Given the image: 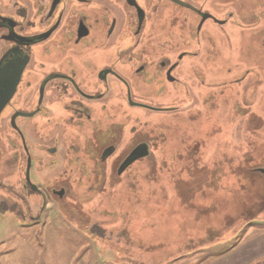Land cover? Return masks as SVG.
<instances>
[{"label": "flooded vegetation", "instance_id": "1", "mask_svg": "<svg viewBox=\"0 0 264 264\" xmlns=\"http://www.w3.org/2000/svg\"><path fill=\"white\" fill-rule=\"evenodd\" d=\"M161 95L173 104L160 111L198 100L221 105L242 138L237 153L257 168L264 0H0V189L31 220L49 200L57 209L72 187L93 184L82 168L114 171L99 180L107 186L139 176L157 145L124 107L149 109L136 104L154 107ZM142 143L149 154L118 174ZM85 144L97 147L94 163L87 152L80 160Z\"/></svg>", "mask_w": 264, "mask_h": 264}, {"label": "rangeland", "instance_id": "2", "mask_svg": "<svg viewBox=\"0 0 264 264\" xmlns=\"http://www.w3.org/2000/svg\"><path fill=\"white\" fill-rule=\"evenodd\" d=\"M167 99L150 104H173ZM124 108L140 120V136L157 145L140 175L126 173L107 186L99 180L114 171L82 168L93 184L72 187L57 209L49 200L33 220L24 203L0 189V263L9 250L12 264H45L55 256L69 264L70 252L79 256L74 264H216L242 248L244 257L260 250L251 257L263 264L264 175L244 165L237 153L242 138L226 110L199 100L176 111ZM132 124L125 122L118 134L125 137ZM96 150L85 144L80 160L87 152L94 163ZM252 166L264 167V157Z\"/></svg>", "mask_w": 264, "mask_h": 264}, {"label": "crops", "instance_id": "3", "mask_svg": "<svg viewBox=\"0 0 264 264\" xmlns=\"http://www.w3.org/2000/svg\"><path fill=\"white\" fill-rule=\"evenodd\" d=\"M63 247H66V246L64 245ZM258 251H260V250L254 249L253 252L247 253V256L244 257L246 254H242V253H245V251L242 250V248H240V249L234 251L233 258H230V259L223 258L222 259L221 257H219V259L217 258L215 261H217L216 264H256V262L260 258H256V257L253 258L251 256L252 255L253 256L254 255L257 256V252ZM4 254H5V256H4L5 264H12V262H10V253H9V250L8 251L6 250V252H4ZM260 254H262V253H260ZM263 256H261V257H263ZM78 257L79 256H78L77 253L75 254L74 252H70L69 253V259L67 261H68L69 264H74L75 259L79 260ZM78 262H80V261H78ZM45 264H61V262L55 256L54 258H52L51 262L48 261V262H45ZM65 264H67V262ZM209 264H215V263H213V261H212Z\"/></svg>", "mask_w": 264, "mask_h": 264}, {"label": "water", "instance_id": "4", "mask_svg": "<svg viewBox=\"0 0 264 264\" xmlns=\"http://www.w3.org/2000/svg\"><path fill=\"white\" fill-rule=\"evenodd\" d=\"M136 105H140L142 107H146L149 109H153V110H163L160 108H155V107H151V106H147L144 104H136ZM149 154V150H148V146L146 143H142L137 145L130 153L129 155L124 159V161L120 164L117 173L120 174L122 173L126 167L134 160L140 158V157H144L147 156ZM254 170L259 171L261 174L264 175V167H257Z\"/></svg>", "mask_w": 264, "mask_h": 264}]
</instances>
